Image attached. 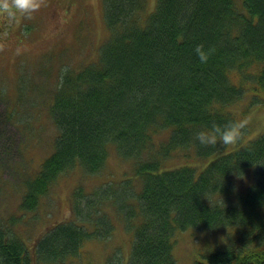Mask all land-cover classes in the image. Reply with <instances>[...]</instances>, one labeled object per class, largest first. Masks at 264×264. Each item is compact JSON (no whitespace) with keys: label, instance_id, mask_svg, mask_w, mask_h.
<instances>
[{"label":"trees","instance_id":"16d2710c","mask_svg":"<svg viewBox=\"0 0 264 264\" xmlns=\"http://www.w3.org/2000/svg\"><path fill=\"white\" fill-rule=\"evenodd\" d=\"M145 5L104 0L109 36L97 57L55 73L46 91L54 150L26 177L19 207L34 210L76 167L96 174L114 146L142 180L128 264H174L172 235L188 226L222 231L193 264H264V131L226 152L193 138L213 122L237 120L232 106L244 95L264 97V0H157L140 24ZM200 44L214 50L207 63L194 52ZM39 73L53 76L46 67ZM181 156L201 163H179ZM81 194L78 186L75 200ZM76 225H52L36 238L34 258L0 227V264H73L94 234ZM113 257L107 264H121Z\"/></svg>","mask_w":264,"mask_h":264},{"label":"rangeland","instance_id":"374dc122","mask_svg":"<svg viewBox=\"0 0 264 264\" xmlns=\"http://www.w3.org/2000/svg\"><path fill=\"white\" fill-rule=\"evenodd\" d=\"M145 1L140 24L157 4V0ZM103 12L104 0H47V6L30 20L20 19L11 25L0 21V227L21 237L33 258L37 237L52 225L71 221L94 232L83 241L73 264H107L109 256L128 264L135 227L141 220V177L134 171L133 160L121 157L114 146H109L106 162L96 174L76 167L59 177L34 210L19 207L26 177L32 178L54 150L53 139L58 133L48 114L46 91L53 87L55 73L63 64L75 66L97 57L96 48L109 36ZM45 67L53 74L48 80L39 73ZM256 96L261 99L244 95L232 106L236 119L250 121L242 142L264 131V97ZM234 147H224L223 151ZM220 151L201 165L195 158L181 156L176 160L202 168ZM251 176L247 172L240 180ZM78 186L82 194L75 200L73 191ZM212 232L194 226L178 228L172 235L174 264H193L204 258L222 237L221 230L216 235Z\"/></svg>","mask_w":264,"mask_h":264},{"label":"clouds","instance_id":"9594fccd","mask_svg":"<svg viewBox=\"0 0 264 264\" xmlns=\"http://www.w3.org/2000/svg\"><path fill=\"white\" fill-rule=\"evenodd\" d=\"M47 6V0H0V21L11 25L20 19L30 20L42 8ZM3 45L0 44V51ZM214 50L204 49L202 44L194 48V52L201 63H207ZM248 118L229 120L224 124L211 123L208 127L196 130L194 140L203 147H224L237 145L247 129Z\"/></svg>","mask_w":264,"mask_h":264}]
</instances>
